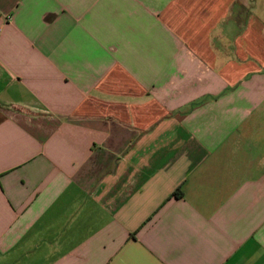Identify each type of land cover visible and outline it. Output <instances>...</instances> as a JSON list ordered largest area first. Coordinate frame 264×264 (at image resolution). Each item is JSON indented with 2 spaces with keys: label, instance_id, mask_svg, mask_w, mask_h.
<instances>
[{
  "label": "crops",
  "instance_id": "obj_1",
  "mask_svg": "<svg viewBox=\"0 0 264 264\" xmlns=\"http://www.w3.org/2000/svg\"><path fill=\"white\" fill-rule=\"evenodd\" d=\"M0 264H264V0H0Z\"/></svg>",
  "mask_w": 264,
  "mask_h": 264
}]
</instances>
